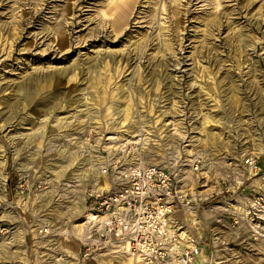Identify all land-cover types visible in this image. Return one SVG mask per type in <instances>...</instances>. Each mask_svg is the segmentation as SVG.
<instances>
[{
  "label": "rangeland",
  "instance_id": "obj_1",
  "mask_svg": "<svg viewBox=\"0 0 264 264\" xmlns=\"http://www.w3.org/2000/svg\"><path fill=\"white\" fill-rule=\"evenodd\" d=\"M124 1L0 0V264H143L78 241L138 164L198 196L201 264H264V0Z\"/></svg>",
  "mask_w": 264,
  "mask_h": 264
},
{
  "label": "built area",
  "instance_id": "obj_2",
  "mask_svg": "<svg viewBox=\"0 0 264 264\" xmlns=\"http://www.w3.org/2000/svg\"><path fill=\"white\" fill-rule=\"evenodd\" d=\"M198 166V160L192 163L193 170ZM118 179V185H92L84 194L82 258L105 251L145 264H194L201 242L186 218L196 216L198 196L182 188L175 172L156 164L129 166Z\"/></svg>",
  "mask_w": 264,
  "mask_h": 264
},
{
  "label": "bare ground",
  "instance_id": "obj_3",
  "mask_svg": "<svg viewBox=\"0 0 264 264\" xmlns=\"http://www.w3.org/2000/svg\"><path fill=\"white\" fill-rule=\"evenodd\" d=\"M130 2L131 1H128V0H125L124 2H122L121 4H119L118 5V7H119V10H122V8H124V9H126L127 8V6H129L130 5ZM116 17H114L115 19H114V23H113V27H116L117 28V26H118V24L116 25V22H118L121 18H123L124 17V15H122V13H121V11H119V13H117L116 12ZM178 67V66H177ZM175 70H177L176 69V67L174 68ZM174 70V71H175ZM101 174H103V173H101ZM104 175V174H103ZM95 185H96V187H98V188H100V189H104V188H106L107 186V184L104 182V183H101V185L99 184V185H97L96 184V182H95ZM128 260V259H127ZM130 260V259H129ZM137 262H140V263H143L141 260H139V259H135ZM202 260H205V259H203V254H202V252L199 254V257L196 259V261L194 262V264H201V262H203ZM143 264H145V263H143Z\"/></svg>",
  "mask_w": 264,
  "mask_h": 264
},
{
  "label": "crops",
  "instance_id": "obj_4",
  "mask_svg": "<svg viewBox=\"0 0 264 264\" xmlns=\"http://www.w3.org/2000/svg\"><path fill=\"white\" fill-rule=\"evenodd\" d=\"M202 244H203V243H201V251H202V250L204 251V250H205V248H204V247H205V245H204V246H202Z\"/></svg>",
  "mask_w": 264,
  "mask_h": 264
}]
</instances>
